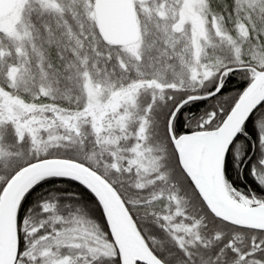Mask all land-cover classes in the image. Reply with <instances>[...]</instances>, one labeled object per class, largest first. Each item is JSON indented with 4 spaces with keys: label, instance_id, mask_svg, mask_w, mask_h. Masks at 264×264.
I'll list each match as a JSON object with an SVG mask.
<instances>
[{
    "label": "snow or ice",
    "instance_id": "snow-or-ice-1",
    "mask_svg": "<svg viewBox=\"0 0 264 264\" xmlns=\"http://www.w3.org/2000/svg\"><path fill=\"white\" fill-rule=\"evenodd\" d=\"M0 264H264V0H0Z\"/></svg>",
    "mask_w": 264,
    "mask_h": 264
}]
</instances>
